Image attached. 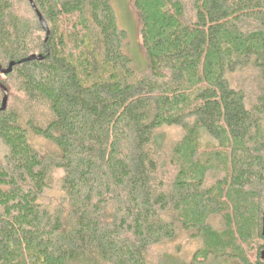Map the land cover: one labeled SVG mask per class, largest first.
<instances>
[{"label": "trees", "instance_id": "obj_1", "mask_svg": "<svg viewBox=\"0 0 264 264\" xmlns=\"http://www.w3.org/2000/svg\"><path fill=\"white\" fill-rule=\"evenodd\" d=\"M33 2L48 39L29 0H0V66L17 63L0 73V264H160L180 229L202 238L198 262L264 264V0H134L139 72L111 0Z\"/></svg>", "mask_w": 264, "mask_h": 264}, {"label": "rangeland", "instance_id": "obj_2", "mask_svg": "<svg viewBox=\"0 0 264 264\" xmlns=\"http://www.w3.org/2000/svg\"><path fill=\"white\" fill-rule=\"evenodd\" d=\"M112 6L115 10L118 25L121 29L126 31V53L134 59L135 68L137 72L143 70L147 64V54L142 42V20L141 15L135 7L134 0H111ZM20 13L26 14L27 9L20 7ZM29 13V12H28ZM27 13V14H28ZM26 14V15H27ZM166 135L168 147L175 142L180 141L183 138L184 131L181 128L173 127L164 130ZM28 140L31 146L42 157L58 154V148L50 141L44 139L41 136H37L32 132L28 135ZM203 148L214 146L213 140L205 135L202 141ZM175 168V167H174ZM170 169V175L174 174L173 167ZM176 170V169H175ZM224 174L221 170H212L206 177V187H212L213 185L222 180ZM258 192L261 195L262 204L264 205V187H260ZM211 225L218 231L225 229V223L222 215L216 214L211 218ZM261 241L254 240L249 244L247 249V257L251 263H256V253L261 246ZM204 243L201 237L196 234L194 230L180 229L176 238L172 241H167L162 246L154 249V259L160 263L169 260H178L177 264H244L240 259L231 256V252H227V255L220 258L208 255V259L204 258L197 260L198 253L203 249ZM198 262V263H196Z\"/></svg>", "mask_w": 264, "mask_h": 264}, {"label": "water", "instance_id": "obj_3", "mask_svg": "<svg viewBox=\"0 0 264 264\" xmlns=\"http://www.w3.org/2000/svg\"><path fill=\"white\" fill-rule=\"evenodd\" d=\"M32 9L34 10L35 14L37 15V17L39 18V21L42 25V27L44 28L46 34H47V39L50 36V30L44 20V18L42 17L41 13L39 12V10L37 9L35 3L33 2V0H29ZM33 60H43L42 56H37V55H32L26 59H23L21 61H19L18 64H22V63H26V62H30ZM16 62H12L10 63V65L7 68H3L2 66H0V73L3 75H8L13 71V68L16 66ZM0 89L3 92V99H2V106L0 108V111H4L7 108V103H8V98H9V92L8 89L0 82ZM262 232H263V236H264V216H263V223H262ZM262 258L264 259V250L262 251Z\"/></svg>", "mask_w": 264, "mask_h": 264}]
</instances>
